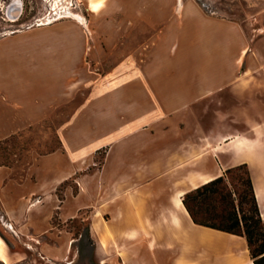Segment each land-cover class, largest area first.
<instances>
[{
  "label": "crops",
  "instance_id": "0c3cea01",
  "mask_svg": "<svg viewBox=\"0 0 264 264\" xmlns=\"http://www.w3.org/2000/svg\"><path fill=\"white\" fill-rule=\"evenodd\" d=\"M79 1L84 22L0 36V144L25 143L0 162L10 232L44 264L77 261L76 218L96 264H253L181 197L246 163L264 220V35L196 0Z\"/></svg>",
  "mask_w": 264,
  "mask_h": 264
},
{
  "label": "rangeland",
  "instance_id": "374dc122",
  "mask_svg": "<svg viewBox=\"0 0 264 264\" xmlns=\"http://www.w3.org/2000/svg\"><path fill=\"white\" fill-rule=\"evenodd\" d=\"M196 1L208 13L239 22L248 36L253 37L254 34L264 35V0ZM10 4L20 7V14L15 19L9 18L6 13L7 7ZM85 17H87L86 11L79 0H0V36L8 32L48 25L72 18L84 22ZM44 139L45 141L40 147L42 150H47L57 145L56 139L51 134ZM24 145L25 143L19 136L12 138L5 144H0V162L9 161V153L11 151L17 152ZM55 212L51 218L52 222L62 225L58 219V212L57 214ZM45 215L44 212L38 218L41 224H45L46 222ZM65 225L67 230L76 239L75 247L78 250V257L74 264H96L90 255L89 245L84 247L83 253L79 250V238L80 236H84L85 228L87 227L86 222L81 218H76L74 220H67ZM0 237L3 243L10 247V249L24 250L27 255L26 258L13 263H5L0 260V264H44L43 259L34 250L26 249L27 245L21 242L14 233L10 232L7 223H5L1 216ZM42 238L47 239V235H43ZM35 259H37V262Z\"/></svg>",
  "mask_w": 264,
  "mask_h": 264
},
{
  "label": "trees",
  "instance_id": "16d2710c",
  "mask_svg": "<svg viewBox=\"0 0 264 264\" xmlns=\"http://www.w3.org/2000/svg\"><path fill=\"white\" fill-rule=\"evenodd\" d=\"M181 200L195 224L244 237L252 263L264 264V220L246 163L225 169L220 176L185 192ZM78 245L82 253L89 245L92 256L88 226Z\"/></svg>",
  "mask_w": 264,
  "mask_h": 264
},
{
  "label": "bare ground",
  "instance_id": "6f19581e",
  "mask_svg": "<svg viewBox=\"0 0 264 264\" xmlns=\"http://www.w3.org/2000/svg\"><path fill=\"white\" fill-rule=\"evenodd\" d=\"M93 6H95V5H93ZM6 13H7L9 18L15 19L20 14V7L18 5L15 6L13 4H10L7 7ZM0 260L5 262V263L8 262V258H7L6 254H5L4 243H3L2 239H1V237H0Z\"/></svg>",
  "mask_w": 264,
  "mask_h": 264
}]
</instances>
